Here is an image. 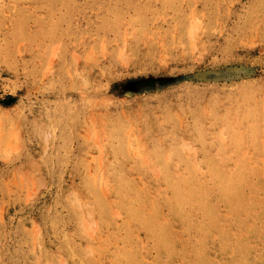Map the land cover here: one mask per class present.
Here are the masks:
<instances>
[{
    "label": "rangeland",
    "instance_id": "rangeland-1",
    "mask_svg": "<svg viewBox=\"0 0 264 264\" xmlns=\"http://www.w3.org/2000/svg\"><path fill=\"white\" fill-rule=\"evenodd\" d=\"M0 264H264V0H0Z\"/></svg>",
    "mask_w": 264,
    "mask_h": 264
},
{
    "label": "bare ground",
    "instance_id": "bare-ground-1",
    "mask_svg": "<svg viewBox=\"0 0 264 264\" xmlns=\"http://www.w3.org/2000/svg\"><path fill=\"white\" fill-rule=\"evenodd\" d=\"M71 197V196H70ZM236 213V212H235ZM224 248V247H223Z\"/></svg>",
    "mask_w": 264,
    "mask_h": 264
}]
</instances>
